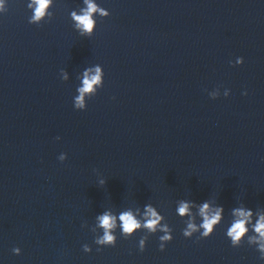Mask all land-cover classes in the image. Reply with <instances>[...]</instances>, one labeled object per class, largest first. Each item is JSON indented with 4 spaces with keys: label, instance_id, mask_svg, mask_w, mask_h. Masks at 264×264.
<instances>
[{
    "label": "clouds",
    "instance_id": "obj_1",
    "mask_svg": "<svg viewBox=\"0 0 264 264\" xmlns=\"http://www.w3.org/2000/svg\"><path fill=\"white\" fill-rule=\"evenodd\" d=\"M49 2L50 0H34L36 7L34 9V15L31 18L32 22L39 21L44 16L45 9L48 7ZM84 3L86 4V8L81 9L82 14L77 15L76 12H72L71 16L76 22L75 27L80 30L79 35L82 37H91L96 26V21L93 19V14L99 12L101 16H107L108 12H106L103 8H100L96 3L93 2V0H84ZM0 5H2V0H0ZM29 7H31V5H29ZM100 72V68L96 67L95 75H92L90 78L87 76L85 77L83 80V87L78 89L80 95L75 97V109H86L84 104V94L93 93L94 86L100 84ZM146 208L147 211L145 215L148 218L144 222L143 228L147 229L148 231L146 235L140 238L139 249L140 251H144L148 236L159 231L164 233V235L159 237V248L162 251L164 250L165 244L171 242L173 239L172 229H170L167 224H159L160 220L162 219V215H158L153 206L148 205ZM177 211L181 217L185 216L186 214H190V204L188 202L181 201ZM223 211V206L219 204L215 205V210L212 211L210 210L209 203L207 201L203 202L199 207V215L203 217L202 223L198 228L190 218L186 222V228H184L182 231L183 236L186 238H191L193 237L194 233H199V236L197 237L198 240L210 237L214 233L218 222L221 220V213ZM231 212L233 215L240 217V219L234 220L230 224V226L227 228L226 236L229 238L231 246L236 248L240 247L245 242V235L249 231L248 227H246V224L252 215V211L242 206L233 208ZM98 219L100 222L99 227H102L104 231L102 235L95 238L94 243L102 247H115L117 237L112 234V229H114L116 226L115 217L105 213L99 216ZM119 219L121 221V234L125 239L133 236V233L142 227L141 223L132 215L131 211H126L120 214ZM199 229H203V231H200ZM254 231L258 234V236H248L246 242L247 244L256 243V249L260 254L259 258L264 260V215L260 216L259 221L254 226ZM100 250V248H97V251ZM83 251L91 252L90 246L87 244L83 245ZM13 252L19 254L20 250L18 248H14Z\"/></svg>",
    "mask_w": 264,
    "mask_h": 264
}]
</instances>
